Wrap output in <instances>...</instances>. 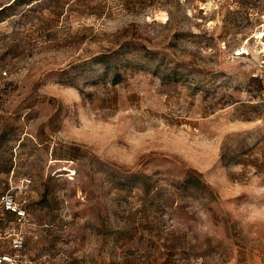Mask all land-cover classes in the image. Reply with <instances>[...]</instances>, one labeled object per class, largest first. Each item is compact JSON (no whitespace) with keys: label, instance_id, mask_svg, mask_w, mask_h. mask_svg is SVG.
Here are the masks:
<instances>
[{"label":"rangeland","instance_id":"1","mask_svg":"<svg viewBox=\"0 0 264 264\" xmlns=\"http://www.w3.org/2000/svg\"><path fill=\"white\" fill-rule=\"evenodd\" d=\"M1 9L0 192L29 261L264 264V0Z\"/></svg>","mask_w":264,"mask_h":264},{"label":"built area","instance_id":"2","mask_svg":"<svg viewBox=\"0 0 264 264\" xmlns=\"http://www.w3.org/2000/svg\"><path fill=\"white\" fill-rule=\"evenodd\" d=\"M27 216V209L14 190L0 192V242L11 243L10 251L0 250V264H38L29 261L24 252L25 242L19 227Z\"/></svg>","mask_w":264,"mask_h":264},{"label":"trees","instance_id":"3","mask_svg":"<svg viewBox=\"0 0 264 264\" xmlns=\"http://www.w3.org/2000/svg\"><path fill=\"white\" fill-rule=\"evenodd\" d=\"M4 9V8H3ZM1 12L0 13H2L3 11H2V9L0 10ZM187 181H190V180H188V178H185Z\"/></svg>","mask_w":264,"mask_h":264}]
</instances>
